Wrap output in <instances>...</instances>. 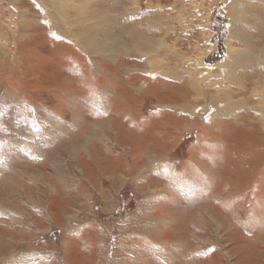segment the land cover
<instances>
[{"label": "rangeland", "instance_id": "374dc122", "mask_svg": "<svg viewBox=\"0 0 264 264\" xmlns=\"http://www.w3.org/2000/svg\"><path fill=\"white\" fill-rule=\"evenodd\" d=\"M47 1L0 0V264H264V0Z\"/></svg>", "mask_w": 264, "mask_h": 264}, {"label": "bare ground", "instance_id": "6f19581e", "mask_svg": "<svg viewBox=\"0 0 264 264\" xmlns=\"http://www.w3.org/2000/svg\"><path fill=\"white\" fill-rule=\"evenodd\" d=\"M42 2H44V1H46V2H48L47 0H41ZM47 5V4H46ZM51 5V4H50ZM55 5H56V3H55ZM50 7V6H49ZM53 7V6H52ZM55 7V6H54ZM60 6H58V11L60 12L61 10H60V8H59ZM47 9H49V8H47ZM58 12V13H59ZM64 15H66V14H64ZM60 17V16H59ZM49 18V17H48ZM55 18V17H54ZM61 18V17H60ZM67 21V20H66ZM55 22H56V20H55ZM65 31H66V29H65ZM73 35H74V33H72ZM238 36H240V33L238 34ZM75 37H76V35H75ZM85 38V37H84ZM144 39H140V41L138 40V44H139V42L141 43V44H143L144 43ZM85 42H86V40H85ZM159 42V41H158ZM106 43V42H105ZM104 43V44H105ZM103 44V45H104ZM107 44V43H106ZM247 44V43H246ZM89 48L90 49H92V50H94V48L96 47L95 46V44H93V42L91 41H89ZM102 45V44H101ZM105 47V46H104ZM140 48H141V46H140ZM111 49V48H110ZM233 49H234V47H233ZM233 49L231 48V51H233ZM99 50V49H98ZM100 50H102V49H100ZM111 51V50H110ZM247 53V52H246ZM151 58H152V61H156V56H155V54L153 53V52H151ZM245 57L249 60V55H247V54H245ZM231 59V58H230ZM232 59H234V58H232ZM157 60H159V59H157ZM233 62V61H232ZM159 65V64H158ZM159 66H161V65H159ZM159 66H157V64L154 66V69H152L151 68V66H149L151 69H152V71L153 72H156V71H162L160 68H159ZM164 69H166V67L164 68ZM175 73L177 72V70H173ZM173 71L172 70H170V71H167V74L168 75H172V73H173ZM163 73V72H162ZM164 73H165V71H164ZM166 74V73H165ZM190 74V73H189ZM177 75V74H176ZM180 78H181V76H180ZM191 81V80H190ZM230 87V86H229ZM208 90H210V88H208ZM206 91L207 90H204V88H201L200 90H198V95L199 96H201V95H204L205 96V94H206ZM216 91V90H215ZM258 91V90H257ZM223 92H226L225 90H221L220 91V93L222 94ZM216 93V92H215ZM216 96H218V94L216 95ZM220 97H218V99H219ZM219 102H220V99H219ZM230 102V101H229ZM264 105V104H263ZM192 111V110H191ZM200 111V110H199ZM206 111H208L207 109H205L204 108V112H206ZM213 112V111H212ZM260 113V112H259ZM264 126V125H263ZM45 181V180H44ZM46 182V181H45ZM12 185L13 184H15V182H13V183H11ZM46 185H47V183H46ZM14 186V185H13ZM48 186V185H47ZM4 188H5V186L3 187V190H4ZM48 188V187H47ZM49 188L51 189V186H49ZM14 189H16L15 187H14ZM12 191H13V189H12ZM7 193H11V191H10V189H8L7 191H6V194ZM14 193V192H13ZM20 194V193H19ZM8 195V194H7ZM15 195V194H14ZM4 203H6V200L5 199H2L1 197H0V204L1 205H4ZM29 203V202H28ZM13 218V217H12ZM0 240H2V239H0ZM28 256V255H27ZM5 261H7L6 259H5ZM122 262H124V260L122 261ZM69 263V262H68ZM5 264V263H4ZM69 264H72V263H69Z\"/></svg>", "mask_w": 264, "mask_h": 264}, {"label": "crops", "instance_id": "0c3cea01", "mask_svg": "<svg viewBox=\"0 0 264 264\" xmlns=\"http://www.w3.org/2000/svg\"><path fill=\"white\" fill-rule=\"evenodd\" d=\"M231 1V0H230ZM249 2V1H248ZM240 10L242 11L241 13H240V15H239V19L241 20L240 21V23L243 21V19H241L243 16H248L249 17V14H250V12H251V10L249 9V7L247 8H245L244 7V5L242 4V5H240ZM249 26H251V25H249ZM252 27V26H251ZM251 27H249V28H251ZM240 33V36H238V34ZM236 35H237V38H241V32H239V31H236ZM254 37H256L255 35H254ZM252 41H254L255 42V44H254V46H257L258 44L257 43H263V39L262 38H257L256 40L255 39H252ZM261 49H263V48H260V49H258V53H256V55H258V57H255L251 52H247V53H245V54H247V55H249L250 57H249V60H251V61H260V67H257L256 65H255V69H253V70H250V72H249V75H255V76H257L258 74V70H260L262 73L260 74V76H264V64L262 63V61L260 60V56H261V52H264V51H261ZM255 57V58H254ZM231 57H227V60H229ZM148 61V60H147ZM224 61V60H223ZM218 67H219V64H218ZM217 67V68H218ZM242 69V68H241ZM263 74V75H262ZM236 76L237 77H240V78H242V77H244L243 75H242V73L240 72V74L239 75H237L236 74ZM260 76L258 77V78H260ZM261 99V98H260ZM261 101H263V98H262V100Z\"/></svg>", "mask_w": 264, "mask_h": 264}]
</instances>
